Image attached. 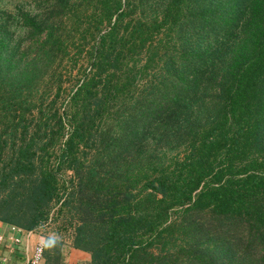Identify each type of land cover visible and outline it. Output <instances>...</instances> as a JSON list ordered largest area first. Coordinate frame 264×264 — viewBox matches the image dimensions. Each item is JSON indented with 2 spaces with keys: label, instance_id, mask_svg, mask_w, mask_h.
<instances>
[{
  "label": "trees",
  "instance_id": "16d2710c",
  "mask_svg": "<svg viewBox=\"0 0 264 264\" xmlns=\"http://www.w3.org/2000/svg\"><path fill=\"white\" fill-rule=\"evenodd\" d=\"M30 1L0 16V221L57 205L88 264H264V0Z\"/></svg>",
  "mask_w": 264,
  "mask_h": 264
},
{
  "label": "crops",
  "instance_id": "0c3cea01",
  "mask_svg": "<svg viewBox=\"0 0 264 264\" xmlns=\"http://www.w3.org/2000/svg\"><path fill=\"white\" fill-rule=\"evenodd\" d=\"M41 234L39 228L23 230L0 221V264H28L32 247ZM60 254L61 264L89 262V254L73 248L70 243Z\"/></svg>",
  "mask_w": 264,
  "mask_h": 264
},
{
  "label": "rangeland",
  "instance_id": "374dc122",
  "mask_svg": "<svg viewBox=\"0 0 264 264\" xmlns=\"http://www.w3.org/2000/svg\"><path fill=\"white\" fill-rule=\"evenodd\" d=\"M31 1L30 0H0V16L5 18L7 15L14 16L16 11V7L18 6H28L30 7ZM16 28V27H14ZM190 32H193L190 30ZM201 38H204V43L211 42L213 40V35L211 33H206L204 30H201ZM16 35V30L14 31ZM175 39L179 40L180 36L178 33L174 36ZM199 41V39H197ZM65 176L69 173V171L64 172ZM57 205H53L51 208L50 219L46 223H44L43 228L39 229L42 235H45V239H48L50 245L47 248L48 253L50 252L51 255H54L55 242L52 241L53 239L60 243L58 252H63L68 243L71 242V235H72V217L65 213V210L56 213ZM52 241V242H51ZM62 258V255L60 254ZM60 258V261H61ZM59 261V259L57 260Z\"/></svg>",
  "mask_w": 264,
  "mask_h": 264
},
{
  "label": "built area",
  "instance_id": "2783aa9c",
  "mask_svg": "<svg viewBox=\"0 0 264 264\" xmlns=\"http://www.w3.org/2000/svg\"><path fill=\"white\" fill-rule=\"evenodd\" d=\"M44 236L41 234L32 247L28 264H43Z\"/></svg>",
  "mask_w": 264,
  "mask_h": 264
}]
</instances>
